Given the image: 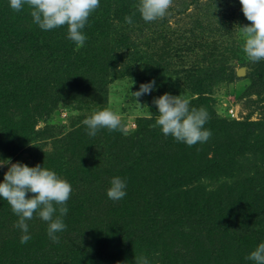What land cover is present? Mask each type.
Returning a JSON list of instances; mask_svg holds the SVG:
<instances>
[{"label":"rangeland","instance_id":"374dc122","mask_svg":"<svg viewBox=\"0 0 264 264\" xmlns=\"http://www.w3.org/2000/svg\"><path fill=\"white\" fill-rule=\"evenodd\" d=\"M241 9L239 0H171L167 14L146 25L115 22L112 31L115 39L110 41L113 46L109 57L112 58L100 57L111 70L103 94L88 87L86 82L80 85L78 80L71 87H61L59 91L51 89L50 93H44L42 87L33 84L31 92H43V98L40 96L32 102L29 110L24 109L22 102L14 97L8 101L7 110L3 111L0 105V158L10 157L12 162L35 166L41 153L53 154L56 151L64 164L71 166L75 162V166L82 168L89 157L99 158L101 163L105 160L103 155L122 148L119 154L125 153V159L117 165L121 169L130 167L139 152H145L146 146L151 144L154 151L159 149L166 153L167 160L162 159L156 165L147 162L142 169L146 171L148 167L151 173L161 170L168 175L181 170L180 176L193 181L185 189L195 186L202 191L204 199L212 195L214 198L209 200L215 212H222L226 218L231 216L225 226H232L231 236L236 240L231 251L224 250V247L221 251H225V255L233 254L232 259L236 258L241 253L238 249L244 247L241 241L244 234L254 238L264 229V209L260 207L264 198V73L253 74L255 68L264 69V60L249 61L242 50L240 27L251 22ZM43 37L42 42L23 45V35L12 34L0 45L3 49L0 53V74L3 69H11L17 76L15 86L8 88L11 93L15 91L16 95L19 94L23 78L29 75L27 66L23 68V58L33 52L29 51L31 45L41 44L39 60H32L34 68L39 70L43 65L40 70L43 78L52 77L51 81L56 78L50 75V44L47 43L48 38ZM109 44L103 47L105 51ZM153 79L156 90L136 99L132 92L137 91L141 83ZM165 92L187 97L190 107L202 106L207 110L208 119L204 127L211 130L207 141L189 146L176 141L171 135L165 136L159 127L152 126L157 115L153 98ZM105 107L120 116L126 131L101 128L95 136H89L82 120ZM21 127L25 128L23 137L19 134ZM15 129L19 132L11 131ZM138 133L145 139V144L141 141L136 144L138 150L134 145L121 147L124 135ZM241 133L248 136L250 143H247L244 152L229 151L234 144L240 148L239 142L244 137ZM169 136L172 139L168 143ZM215 136L218 139L213 140ZM7 139L10 142L7 143ZM80 139L82 150L73 157L71 149H67L70 143ZM87 148L88 151H85ZM220 148L222 153H243L232 155L234 159H229L237 165L233 168L232 179L215 172L216 154ZM105 162L104 166L108 167V161ZM9 166H0V181ZM221 183L230 184V191L219 187ZM247 197H256L260 201L254 204L253 209L248 208L245 207ZM235 220L240 225L237 232H233ZM225 226L220 228L221 232ZM200 239L204 238L197 240ZM200 250L202 256L195 253L199 264L216 263L218 259L206 240ZM141 251L143 256L145 252ZM180 253L184 255L183 264H190L191 252L181 249ZM152 258L150 264H163L160 253Z\"/></svg>","mask_w":264,"mask_h":264},{"label":"trees","instance_id":"16d2710c","mask_svg":"<svg viewBox=\"0 0 264 264\" xmlns=\"http://www.w3.org/2000/svg\"><path fill=\"white\" fill-rule=\"evenodd\" d=\"M136 2L137 0H100L99 7L90 14L83 29L87 40L78 48L67 38L66 25L47 31L41 30L32 22L27 5L20 11H14L9 7L8 0H0V45L10 39L12 34L23 35V45H28L29 42L37 43L39 40L42 42L44 35L48 38L47 43L50 44L51 50L50 75L56 77L53 81L52 77L46 80L43 78L44 75L40 74L44 66L41 65L39 70L34 68L32 60L35 62L39 60L41 53L38 50L41 44L29 46L31 47L29 51L33 52L29 56L25 54L23 58V68L27 66L29 75L23 78V88L19 94L16 95L15 91L11 93L8 89L10 85L16 84L17 76L14 71L11 69L1 71L0 105L3 106V111L8 109L7 103L13 97L22 102L24 109L29 110L32 102L40 99V96L43 98V92L50 93L51 89L59 91L61 87H71L77 80L80 85L86 82L88 87L103 94L111 70L100 57L112 58L109 57L113 46L110 41L112 38L115 39L112 35L115 22L128 24L124 17L135 11ZM133 23L146 25L148 22L141 19L139 12H136ZM107 44L110 47L105 51L103 47ZM2 51L0 48V53ZM33 71L35 74H32ZM263 73V68L253 69L256 76ZM33 84L42 87L43 92L34 90L33 94L31 92ZM0 112L2 113V110ZM11 131L13 133L20 131L19 134L21 133L23 137L25 128ZM139 134L124 135L121 147L129 148L134 145L138 150L136 144L140 141L145 144L144 136ZM241 135L244 137L239 142L240 148L234 144L229 151L232 149L231 151L244 152V148L250 142L246 134ZM170 137L168 143L172 139ZM216 139L217 136L213 138ZM8 142L10 141L7 139ZM80 146L81 139L70 143L67 150L71 149L74 157L77 151L82 150ZM153 148L148 144L145 152L139 150V156L129 165L130 167L124 166L121 169H118L117 165L119 161L125 159V153L119 154V149L122 148H116L118 150H111L107 155H103L102 158L105 160L103 159L101 163L99 158L89 157L82 164V168L75 166V162L71 166L64 164L56 151L53 154L41 153L37 164L55 170L71 184L72 191L67 201L69 212L63 217L67 227L57 233L59 241L54 243L47 235L48 222L34 213L32 219L27 221L31 239L21 244V230L17 227L18 217L12 212L7 201L0 200V264H118V262L135 264V256H142L141 250L145 252L143 256L150 262L153 260L152 256L160 253L163 264H183L185 260L183 253H180L181 249H188L191 252L190 264H199L195 253L201 255L200 249L205 240L211 245L212 253L218 259L215 264H253L245 257L259 242L264 241V229L262 228L259 235L254 238L253 235L244 234V239L241 240L244 247L238 249L241 253L236 258L232 259L233 254L225 255L227 253L221 251L222 247L231 251L236 245H233L236 240L231 236L232 226H225L229 224L231 216L226 218L222 212H215L209 200L212 195L204 199L201 196L202 191L195 186L185 189L193 181L186 176H180L181 170H175L169 175L168 172L161 170L151 173L148 167L144 171L142 165L147 166V162L156 165L162 159L167 160L166 153L159 149L154 151ZM221 149L216 154L218 160L215 172L232 179L235 170L233 168L237 165L229 159L233 158L232 155L243 153H222ZM85 151H88V148ZM105 161H108V167L104 166L107 163ZM72 166L74 168H70ZM115 175L126 179L127 194L122 199L114 201L108 198L107 189L111 177ZM219 187H225L228 191L231 189L228 183H221ZM247 200L245 207L252 209L254 204L260 201H257L256 197L251 199L247 197ZM260 207L264 209V198ZM4 217L5 220L2 221ZM222 226L226 228L221 232ZM239 227L235 220L233 232H237ZM199 238L204 239L197 240ZM177 242H180L179 245Z\"/></svg>","mask_w":264,"mask_h":264},{"label":"clouds","instance_id":"9594fccd","mask_svg":"<svg viewBox=\"0 0 264 264\" xmlns=\"http://www.w3.org/2000/svg\"><path fill=\"white\" fill-rule=\"evenodd\" d=\"M242 12L250 24L241 29L243 37L242 50L249 61L264 60V0H239ZM171 0H138L135 11L126 15L124 20L133 23V16L139 12L141 19L151 22L163 18L169 9ZM9 7L20 11L25 5L30 9L32 22L41 30H51L67 26V38L77 46L87 40L83 29L88 23L90 14L99 7L100 0H8ZM155 79L141 83L139 89L132 94L136 99L156 90ZM138 102V100H137ZM139 103V102H138ZM156 119L153 127H159L165 135H171L176 141L191 146L205 142L211 136V130L204 125L208 119L204 107H190V100L181 95L165 92L154 97ZM89 136H95L101 128L109 131L125 132L120 116L110 108H101L86 116L82 122ZM10 165L0 181V200H6L12 212L18 217L17 227L21 230L20 243L31 239L28 220L34 213L47 223V235L56 243L58 232L67 225L63 217L69 212L67 201L72 191L71 184L59 177L52 169L37 164L12 162L11 158H0V166ZM127 181L119 175L112 176L107 196L111 200H120L126 196ZM34 195H28V194ZM246 260L253 264H264V241L258 243L250 251ZM122 264V262H118ZM127 264V262H123ZM135 264H150L145 256H135Z\"/></svg>","mask_w":264,"mask_h":264}]
</instances>
